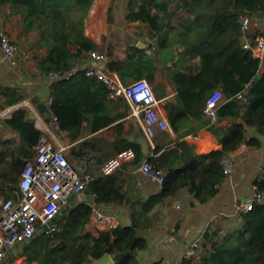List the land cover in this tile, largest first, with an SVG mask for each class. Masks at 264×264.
Returning a JSON list of instances; mask_svg holds the SVG:
<instances>
[{"label":"trees","instance_id":"trees-1","mask_svg":"<svg viewBox=\"0 0 264 264\" xmlns=\"http://www.w3.org/2000/svg\"><path fill=\"white\" fill-rule=\"evenodd\" d=\"M94 1L0 0V8L8 7L10 14L22 16L21 35L35 33L37 48L48 49V55L37 64V71L44 76H61L52 84L50 110L60 129L76 138L83 131L87 113H93L92 132L115 122L114 117L103 114L109 95L106 85L97 78L87 77L85 69L70 74L91 52L104 53L102 46L85 35V22ZM112 11L111 7V24ZM241 15L264 19V0L130 1L127 20L147 25L149 36L160 50L171 49L173 44L180 52L181 59L177 62L184 71L176 76L175 84L185 106L184 114L203 118L206 97L217 89L222 91L223 102L212 125L222 149L207 155H193L186 142L172 145L168 132H158L153 139L155 146L146 156L141 145L118 140L115 144L118 153L128 148L135 151L132 166L148 157L154 167L166 174L161 192L137 203L124 191V181L117 171L96 176L89 184L87 189L98 205L130 206L132 226H120L113 232L94 236L87 231L92 207L68 206L51 222L53 231L17 245L15 256H9L5 263L24 256L28 263L91 264L108 253L115 264H140L138 255L147 248L148 242L140 237L139 231L153 227L160 220L161 208L168 200L183 189L189 190L202 204L218 195L226 179L223 160L243 145L260 147L261 137L264 138L262 60L243 47ZM176 33H181V38L171 43ZM259 34L264 36L262 32ZM256 35L251 39L255 40ZM114 42L117 48L126 46L125 57L112 60L110 69L118 72L125 84L128 80L145 79L152 86L155 57L122 37H115ZM113 49L110 48L107 56H114ZM0 93L6 98V107L17 104L16 89L4 87ZM180 120L181 117L171 120V127ZM224 121L228 124L221 126ZM2 124L22 137L16 145L13 140L0 137V196L10 199L17 196L21 174L35 158L34 148L43 133L23 108L16 109ZM249 129H254L256 136L249 137ZM255 187L264 195V177L256 179ZM201 248L198 262L185 259L183 264H264V201L243 215L241 227L234 232L225 235L220 229L206 232Z\"/></svg>","mask_w":264,"mask_h":264},{"label":"crops","instance_id":"crops-1","mask_svg":"<svg viewBox=\"0 0 264 264\" xmlns=\"http://www.w3.org/2000/svg\"><path fill=\"white\" fill-rule=\"evenodd\" d=\"M111 7L113 10L112 24L109 23ZM21 22L20 14H10L8 7L0 8V28L4 27L9 30L13 42L18 47L17 66H12L4 60L0 48V91L7 87L16 89L18 94L17 104L6 107V98L0 93V137L13 140L15 145L21 141L22 137L4 126L2 120L10 118L16 109H26L43 135L49 137L57 147L65 149L66 157L79 167L80 173H94L97 177L103 176L101 167L108 159L118 154L115 150L118 140L125 139L137 143L139 135L145 136L142 119L132 117L131 105L125 98L112 99L108 95L103 106V114L115 118V122L110 126L92 132L90 129L93 113H87L83 131L77 138L71 137L68 132L61 129H54L55 118L38 110L40 103L47 104L52 101V84L57 80L50 75H40L37 71V64L40 59L48 55V49L37 48L38 37L35 33L22 36ZM259 32L264 34V19L254 23L251 36L253 34H257L256 37L263 36ZM85 35L102 46L104 50L102 54H105L106 60L95 62L88 57L86 61L78 64V68L87 70L99 67L108 75L121 80L120 74L109 67L112 60L125 57L126 46L115 47V37H122L131 44L137 45L139 41H144L146 36L151 35V32L147 25L129 22L125 9L116 2L113 5L112 0H95L85 22ZM150 46L148 44V49L145 51L156 59L155 82L152 87L159 100L158 111L170 124L168 137L173 141L172 145L184 141L193 155H207L221 150L222 144L219 136L212 128L216 121L206 114L203 118L184 114L185 106L175 84L176 76L184 71L182 65L177 62L181 59L180 55L170 52L162 53L157 46L155 51H151ZM110 48H114V56H107ZM148 50L151 53H148ZM261 60V72H264V55ZM132 82L128 80L126 84ZM176 117H181V120L172 128L171 120ZM227 124L228 122L224 121L220 125L226 126ZM40 125H44L49 131L42 130ZM119 125L121 127H118ZM248 134L249 137H254L256 131L249 129ZM261 142L260 147L249 148L243 145L239 150L229 154L232 162L231 174L220 185L218 195L208 203H200L187 189L181 190L174 198L166 202L161 208L160 220L153 227L139 231L140 237L148 242L147 248L138 255L140 264H183L185 252L191 242L198 241V253L203 251L201 247L206 232L211 233L220 229L221 234L225 235L241 227L242 219L236 215L235 206L239 202L251 199L255 192L256 179L264 177L263 137H261ZM150 146L152 148L155 146L153 140ZM132 165L131 162L125 163L117 172L124 181V191L133 202L148 200L158 195L162 187L149 181L139 171H134L136 165ZM83 194L93 196L88 189ZM75 198L76 196L71 200L70 208L82 204L89 205L88 202L82 201L75 203ZM100 207L105 212L119 218L121 226H125L124 219L131 220V208L128 205H100ZM87 231L94 236L99 235L95 233L90 223ZM15 254L16 251L13 248L7 258ZM5 264L38 263H28L26 257L20 256L16 257L13 262Z\"/></svg>","mask_w":264,"mask_h":264},{"label":"built area","instance_id":"built-area-1","mask_svg":"<svg viewBox=\"0 0 264 264\" xmlns=\"http://www.w3.org/2000/svg\"><path fill=\"white\" fill-rule=\"evenodd\" d=\"M259 20L260 18L248 15L239 17L244 49L252 50L256 58L262 59L264 36L256 37L255 40L251 39L252 27ZM144 41L151 45V51L156 50V45L150 36H146ZM0 48L4 60L12 66H17L18 47L13 42L9 30L4 27L0 28ZM89 57L95 62L106 60L105 54L97 51L91 52ZM78 70L77 66L71 70L70 74H76ZM50 76L54 79L61 77L58 74ZM86 76L103 82L109 91L110 98H125L130 103L132 117L142 119L145 136L151 143L158 132L170 130L169 122L158 111L159 100L147 80L124 84L118 77L108 75L99 67L87 69ZM239 98L242 96L240 95ZM222 102L223 93L217 89L207 99L205 114L217 121V111ZM47 104L50 108L51 101ZM40 128L49 131L44 125H40ZM54 129H60L56 118ZM34 150L35 158L26 165L21 174L17 196L10 199L0 196V264H5L13 248L32 240L43 226H50V223L70 205L71 200L84 193L96 178V175L90 173H80L79 167L66 157L65 149L57 147L45 135L40 138ZM135 157V151L131 148L121 151L104 163L101 167V175L108 176L115 173L123 164L134 161ZM223 167L226 177L229 176L232 170L229 156L223 160ZM139 172L149 181L161 187L164 185L165 172L154 167L148 157L141 162ZM262 201H264V195L255 187L251 199L236 204L235 213L242 219L244 214L252 211L256 203ZM91 207L89 223L96 234L113 232L122 225L119 218L105 212L100 206L92 205ZM51 231L53 229L50 227L49 232ZM198 249V241L191 242L184 258L198 262Z\"/></svg>","mask_w":264,"mask_h":264},{"label":"water","instance_id":"water-1","mask_svg":"<svg viewBox=\"0 0 264 264\" xmlns=\"http://www.w3.org/2000/svg\"><path fill=\"white\" fill-rule=\"evenodd\" d=\"M131 0H119L116 4L119 5V6H122L125 11L127 12V8H128V5L130 3ZM137 46L141 49H144V50H147L148 49V44L145 43L144 41H139L137 43ZM148 53H151L150 50H148ZM260 78V77H259ZM38 110L41 112V113H46L48 116H52V113H51V110L50 108L47 106L46 103H40L38 105ZM137 143L139 145H141L142 147V150L143 152L145 153V155H150L151 151H150V141L145 137V136H142V135H139V137L137 138ZM141 167V163L136 165L134 167V171H139ZM79 201H82V202H88L89 203V206H97L99 207L100 205H98L94 199V197L92 195H85V194H79L76 196L75 198V203H78ZM123 224L126 226V227H131L132 226V222L129 218H126L123 220ZM49 229H50V226L49 225H45L43 226V228L41 229L40 231V234H45L47 232H49ZM91 264H115V261L113 259V257L106 253L105 255H103L101 258L97 259L96 261H94L93 263Z\"/></svg>","mask_w":264,"mask_h":264},{"label":"rangeland","instance_id":"rangeland-1","mask_svg":"<svg viewBox=\"0 0 264 264\" xmlns=\"http://www.w3.org/2000/svg\"><path fill=\"white\" fill-rule=\"evenodd\" d=\"M119 0H112V3H113V5L115 4V2L117 3ZM181 38V33H176V34H174V35H172V37H171V43H173V41L175 42V41H178L179 39ZM171 49H161V52L162 53H168V52H170V53H175V54H178V53H180V52H177L178 50H176V47L177 46H173V44H171ZM179 48V47H178ZM169 53V54H170ZM51 224V223H50ZM40 233V232H39ZM38 233V234H39ZM37 234V235H38Z\"/></svg>","mask_w":264,"mask_h":264}]
</instances>
